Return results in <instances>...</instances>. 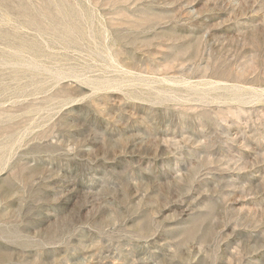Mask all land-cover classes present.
I'll use <instances>...</instances> for the list:
<instances>
[{"label":"rangeland","instance_id":"obj_1","mask_svg":"<svg viewBox=\"0 0 264 264\" xmlns=\"http://www.w3.org/2000/svg\"><path fill=\"white\" fill-rule=\"evenodd\" d=\"M0 264H264V0H0Z\"/></svg>","mask_w":264,"mask_h":264}]
</instances>
